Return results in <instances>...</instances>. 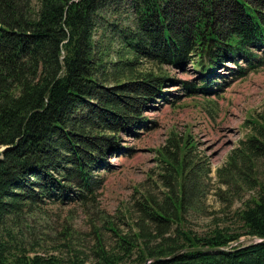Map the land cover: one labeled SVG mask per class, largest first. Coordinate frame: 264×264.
<instances>
[{
  "label": "trees",
  "instance_id": "trees-1",
  "mask_svg": "<svg viewBox=\"0 0 264 264\" xmlns=\"http://www.w3.org/2000/svg\"><path fill=\"white\" fill-rule=\"evenodd\" d=\"M224 62L235 64L231 77L264 66V0H0V264H264V243L234 245L264 239V113L246 119L215 170L222 200L252 192L233 225L200 236L183 228L208 190L186 133L157 149L162 198L144 195L131 233L109 227L114 247L95 234L92 263L76 249L66 258L36 250L49 227L42 204L92 196L103 179L95 173L112 169L111 154L131 153L121 135L150 122L143 111L167 101L165 88L214 90ZM194 247L209 250L183 251Z\"/></svg>",
  "mask_w": 264,
  "mask_h": 264
},
{
  "label": "rangeland",
  "instance_id": "rangeland-1",
  "mask_svg": "<svg viewBox=\"0 0 264 264\" xmlns=\"http://www.w3.org/2000/svg\"><path fill=\"white\" fill-rule=\"evenodd\" d=\"M94 37L99 38V31ZM142 67L158 71L150 63ZM230 68H235V64L224 62V66H218L216 84L210 86L214 90L186 95L178 86L166 87L171 91L167 101H158L143 111L150 122L137 128L133 136L121 135V143L130 147L131 153L111 154L106 160L112 169H99L95 173L103 179L92 196L82 201L52 200L42 204L49 227L47 238L36 250L66 258L68 250L76 249L85 263H92L95 234L105 249L114 247L116 238L109 227L121 234L131 233L138 215L137 205L144 195L162 198L159 174L164 166L157 149L167 148L170 138L184 137L186 133L195 144L191 154L207 166L208 190L201 207L185 215L183 228L200 236L214 227L233 225V212L242 207L241 201L252 192L238 190L239 193L233 195H241L240 200L233 198L229 203L222 200L215 190L220 187L223 191L226 187L217 182L215 170L224 164L229 151L248 131L246 119L264 113V66L236 77H231ZM160 71L192 82L198 79L191 70L181 72L164 66ZM223 82L226 86L219 87ZM260 176L264 179V174ZM107 220L112 226L107 227ZM255 239L242 236L234 245Z\"/></svg>",
  "mask_w": 264,
  "mask_h": 264
},
{
  "label": "water",
  "instance_id": "water-1",
  "mask_svg": "<svg viewBox=\"0 0 264 264\" xmlns=\"http://www.w3.org/2000/svg\"><path fill=\"white\" fill-rule=\"evenodd\" d=\"M256 242H262V243H264V239L259 238V239L256 240ZM231 245H233V244H231ZM231 245H230V246H231ZM199 249H200V248H198V247H196V248H185V249H183V251H188V250H199ZM178 252H180V251H177V252L173 253V254H172L171 256H169V257L174 256V255L177 254ZM150 260L155 261V260H159V258L149 259L148 261H150Z\"/></svg>",
  "mask_w": 264,
  "mask_h": 264
},
{
  "label": "bare ground",
  "instance_id": "bare-ground-1",
  "mask_svg": "<svg viewBox=\"0 0 264 264\" xmlns=\"http://www.w3.org/2000/svg\"><path fill=\"white\" fill-rule=\"evenodd\" d=\"M2 148H4V147H2ZM2 150V149H1ZM256 239H259V238H256ZM256 241V240H255ZM237 243V242H236ZM235 244V243H234ZM199 248V247H198ZM200 249H206V248H200ZM151 261V260H150ZM149 261H148V259H147V261L144 263V264H146V263H148Z\"/></svg>",
  "mask_w": 264,
  "mask_h": 264
}]
</instances>
